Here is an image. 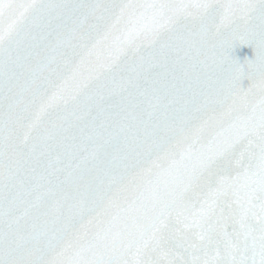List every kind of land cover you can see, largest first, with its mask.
Instances as JSON below:
<instances>
[{
  "label": "snow or ice",
  "instance_id": "1",
  "mask_svg": "<svg viewBox=\"0 0 264 264\" xmlns=\"http://www.w3.org/2000/svg\"><path fill=\"white\" fill-rule=\"evenodd\" d=\"M0 264H264V0H0Z\"/></svg>",
  "mask_w": 264,
  "mask_h": 264
},
{
  "label": "water",
  "instance_id": "2",
  "mask_svg": "<svg viewBox=\"0 0 264 264\" xmlns=\"http://www.w3.org/2000/svg\"><path fill=\"white\" fill-rule=\"evenodd\" d=\"M233 56L238 59L241 63H244L245 60H250L254 58V51L251 47L248 46H238L234 52ZM247 85V81H245Z\"/></svg>",
  "mask_w": 264,
  "mask_h": 264
}]
</instances>
